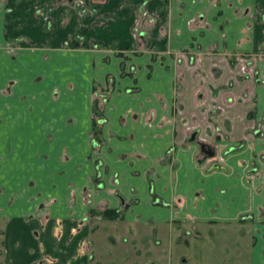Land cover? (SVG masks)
I'll return each mask as SVG.
<instances>
[{
  "label": "crops",
  "instance_id": "crops-1",
  "mask_svg": "<svg viewBox=\"0 0 264 264\" xmlns=\"http://www.w3.org/2000/svg\"><path fill=\"white\" fill-rule=\"evenodd\" d=\"M55 2L0 0V180L50 192L38 206L18 192L0 200L15 216L4 264H94L83 251L91 225L79 220L105 209L119 216L115 242L127 231L163 239L177 223L216 225L233 234L229 264H264V0H147L153 20L138 15L139 0H106L109 28L82 30L101 51L64 48L89 19ZM38 7L52 10L49 34ZM20 36L37 47L11 49ZM240 55L255 58L257 79L244 77ZM201 142L218 148L217 167ZM70 185H93L92 200Z\"/></svg>",
  "mask_w": 264,
  "mask_h": 264
},
{
  "label": "rangeland",
  "instance_id": "rangeland-1",
  "mask_svg": "<svg viewBox=\"0 0 264 264\" xmlns=\"http://www.w3.org/2000/svg\"><path fill=\"white\" fill-rule=\"evenodd\" d=\"M78 1L79 0H76V2ZM76 2H74V4H76ZM105 3L106 0H88L87 1L88 5L85 6V8H83L82 5L79 6L73 5L72 7L73 10L78 11L79 14L81 13L82 9H84L85 10L84 19L87 20L89 15L88 13L91 14V12L94 10V8H91L92 6L96 7L97 5H99L100 7ZM92 16L94 15H91L89 21H87L86 23L85 22L78 23L77 28L79 30V34L82 35L83 34L82 30H86V29L88 30L90 27L91 29L101 28L102 30H107L109 28L110 22L109 20L108 21L105 20L107 19V17L103 16L102 19L99 21L95 16L94 17ZM92 19L95 20V23L97 25L94 24ZM41 30L46 34L49 33L44 30V26L43 28H41ZM136 31L139 32V30ZM81 35L78 36L82 38ZM20 37L24 39H29L26 38L25 36H20ZM91 37L92 38L90 39L85 38L86 40L84 39L83 41L79 40L78 38L75 39V41H77L79 45L82 44V42H85L86 45L83 49H89L88 48L89 45L91 46L92 44H99V46H97L98 51L103 50L104 46L106 48V45H104L101 42H94L93 36ZM86 41H88L89 43ZM141 41L142 40H140L136 34V40H135L136 47H134V49L137 52H139L138 49H141L140 48L142 43ZM66 42L67 43L63 42L65 43L63 44L64 48L66 49L74 48V45L71 44L72 39L71 41L70 39L66 40ZM30 43L31 42H27L26 40H20L18 43H16V41H13L10 45L11 46L10 48L15 49L17 47H20L21 49L25 45L32 49L37 47L36 46L37 44H35V46H31L34 44L32 43L30 44ZM45 43L48 44L50 43V41ZM107 48L108 50H111L112 47L110 46V44H108ZM107 91L108 89L106 90L105 88L104 89L98 88L95 94L96 100L100 99L101 101H105L108 96ZM213 148L217 150V148L215 147ZM202 157H204V161L207 160L203 153H202ZM207 165H209V163ZM8 174H10V178H12V170H9ZM64 175H66V173ZM85 178H86L85 184L88 186L87 182L89 175H86ZM25 179H27L26 176ZM16 180L17 179H15V181ZM91 180L92 178L90 179V183H93V181ZM94 181H95L94 183H96L94 187L101 182L98 180V178L97 179L95 178ZM23 182L19 180V183H21L19 185L18 183L14 184L9 181L4 182L0 180V200L4 199L5 203L11 204V200L9 196L7 198V195H14L16 194V192H18L17 194H21V195L28 194L27 196L29 197V199L32 198L35 200H39L37 202V206H38L41 202H43L41 199H43L44 197L46 198L45 194L47 193L50 194L48 190V184H46L47 189L44 186L41 189H37L35 191L31 190L30 191L31 194H30L26 191L29 188H33L34 186L33 183L28 185V183H30L29 181H26L28 183L25 182L23 183ZM70 187L74 188V192H79L80 194H83V197L85 198V202H89L92 200V195L88 193L89 192L88 190L91 188L90 190L92 191L93 194V192H95L93 185H91V187H88V189L86 188L83 192H80L79 190L80 186L70 185ZM32 192L33 194L34 192H36V194L38 193L39 199L33 197L34 195L32 194ZM43 194L44 196H42ZM92 202H94V195ZM12 204L14 206V201L12 202ZM8 208L7 209L9 211L6 212L12 213L11 211L14 208L11 206H8ZM13 217L15 219V216L5 215L4 211H0L1 232L4 231L5 227L9 224V219H12ZM102 224L104 223H100V225ZM177 224L178 226H176V228L167 227L168 233H166V236L163 239H160L159 237L155 236V234L153 233L145 232L144 229L140 230L141 233H138V231L136 233H131L130 231H127L126 235L120 236L119 234L117 235L118 238H116L115 246H111V244H109L108 246H105L99 250L101 253L100 258L102 260H107L106 264H108V262H112V264H229L231 263V260L227 259V253L224 250V245L226 244V242H231L234 240L233 234L227 233L229 229L222 228L218 230L216 225L209 227H201V226H197L196 223L193 224L177 223ZM100 225L96 224L97 228ZM232 226L233 225H230L229 227ZM1 235L2 234H0V241L2 240ZM131 236H134V238H131ZM1 252H3V250L2 247L0 246V262L3 258V254L1 255ZM5 254L6 253H4V258H5Z\"/></svg>",
  "mask_w": 264,
  "mask_h": 264
},
{
  "label": "flooded vegetation",
  "instance_id": "flooded-vegetation-1",
  "mask_svg": "<svg viewBox=\"0 0 264 264\" xmlns=\"http://www.w3.org/2000/svg\"><path fill=\"white\" fill-rule=\"evenodd\" d=\"M87 1L88 0H79L78 2H76V0H56L55 3L56 4H62L63 3V4H67L69 6L82 5L83 8H85V6L88 5ZM74 2H76V4H74ZM146 2H147V0H139L136 11H137V13H138V15L140 17H142V18H144L146 20H153V16H151V14L145 8L146 7ZM122 5H123L124 8L127 6L126 0H123ZM71 8H73V7H70V9ZM91 8H94V10L91 12V14L88 13L89 14L88 15V19H90L91 15H94L100 21L103 16L100 14L99 5H97L96 7L92 6ZM51 11L52 10L47 8V7H38L35 10L37 16H39L44 21V30L49 32V33L51 32L52 26H53L51 15H50ZM7 12H12V10L9 9ZM79 15H80V17L84 18L85 17V10L82 9V11H81V13ZM94 16H92V17H94ZM110 19H111V16L109 15L108 18L105 19V20L106 21L109 20V22H110ZM262 19L264 20V16H262ZM92 20H93L94 24H96L95 20L94 19H92ZM99 21H97V22H99ZM136 30H139V32L136 31ZM132 33H133V37H134L135 40H136V34H137L138 38L140 40H142L143 33H142V31H141L139 26H135L133 28V32ZM78 38L81 41L84 40L83 36H82V38L80 36H77L76 39H78ZM20 40H26L27 42H29V39H24V38H21V37H18L15 41H16V43H18ZM65 43H67V42L65 41ZM65 43H63V44H65ZM85 45H86L85 42H82V44L79 45L77 43V41H76V44H74V48L73 49L83 50ZM97 46H99V44H92L91 46L89 45L88 48L90 50H96ZM184 53L185 54H191L192 52L190 50H188V51H186ZM194 54H193V56H194ZM194 59L196 60V58H194ZM234 59L236 60L235 62L238 63L239 66H241V68L245 69L242 72V74L244 75L245 78L257 79V74L258 73H257L256 68L254 67V61H255L254 57L246 56V55H240V57L234 58ZM253 130H255V127H254ZM193 136H194V139L192 140ZM198 136H199V134H198L197 131L192 132L191 140L194 141L195 139H198ZM93 144H94V142H93ZM203 146H207L208 148L203 149ZM215 148H217V147H215ZM201 150H202V153L204 154V156L207 159L205 161V163H207V164L209 163V166H215V167H217L219 165V163L221 161V155H219L218 148H217V150H215L213 147H211L207 143H202ZM209 152H211L212 155L209 156V154H208ZM101 166H102V162L100 160H96V179L98 178V180L101 178L100 177V172L98 171ZM116 213H117V211H115V210L105 209L103 212H101V213L99 212L98 216H95V215H93L94 213L93 214L91 213L90 219L84 218V219H80L79 220V222H81V224L88 221L89 225H91V230L88 233V237L84 241L83 251H84L85 255L89 258V260L94 262V264H106L107 260H102L100 258L101 253H100L99 250L101 248L105 247V246H108L109 244H111V246H115L116 245V242L114 240H112V239L115 238L114 231L110 229V225L112 224L111 222H114V221H116L117 218H119V216ZM102 222H105V223L100 225V223H102ZM96 224H99L100 226L97 228ZM2 232L0 231V234H2L1 236L3 237V233ZM93 236L97 237V241H95V243L93 241ZM0 246L2 247V250H3V252H1V255L3 254V258H2V260L0 262V264H4L3 260H4V253H5L4 251L5 250L3 248L4 247L3 238L0 241ZM42 262H41V264H42ZM108 264H112V262H108Z\"/></svg>",
  "mask_w": 264,
  "mask_h": 264
},
{
  "label": "water",
  "instance_id": "water-1",
  "mask_svg": "<svg viewBox=\"0 0 264 264\" xmlns=\"http://www.w3.org/2000/svg\"><path fill=\"white\" fill-rule=\"evenodd\" d=\"M193 139H194V136L192 137V140H193ZM205 148H208V147H207V146H203V149H205ZM203 149H202V150H203ZM208 154H209V156L212 155L211 152H209Z\"/></svg>",
  "mask_w": 264,
  "mask_h": 264
}]
</instances>
